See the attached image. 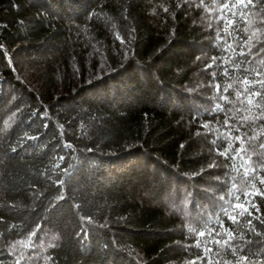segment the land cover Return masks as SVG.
Instances as JSON below:
<instances>
[{
  "label": "trees",
  "instance_id": "obj_1",
  "mask_svg": "<svg viewBox=\"0 0 264 264\" xmlns=\"http://www.w3.org/2000/svg\"><path fill=\"white\" fill-rule=\"evenodd\" d=\"M198 5L0 0V264H264V197L244 188L249 195L233 203L253 215L237 208L235 224L220 199L243 180L236 149L264 163V120L242 123L249 106L240 103L241 81L264 68V31L244 45L264 21V0L243 9L252 24L241 9L219 18ZM247 87L264 94L260 84ZM254 175L264 191V170ZM217 216L235 255L213 242L226 234L188 231H219ZM37 224L34 246L11 247Z\"/></svg>",
  "mask_w": 264,
  "mask_h": 264
},
{
  "label": "snow or ice",
  "instance_id": "obj_2",
  "mask_svg": "<svg viewBox=\"0 0 264 264\" xmlns=\"http://www.w3.org/2000/svg\"><path fill=\"white\" fill-rule=\"evenodd\" d=\"M178 7L180 6L179 4L177 5ZM198 6H203L205 8V11H219L220 12V17L222 18L224 15V11L226 10L232 17H235L237 15L236 12H233L232 9H241V11L239 12V15L241 16V19H246L248 20L249 24L254 23L253 20L248 19V13L243 11V9H248L251 7H254V0H235L234 3H231V5L229 4L228 0H225L224 3H219V0H213V7H209L208 5L204 4V0H200V5ZM164 11L167 12L168 9L164 8ZM253 16L255 15V13L252 14ZM125 19H127V17H125ZM232 23L231 20H228L226 26H225V32H227V27L228 25H230ZM133 32L135 31V29L132 30ZM243 31L248 32L249 28L246 26L243 28ZM264 31V21H261L260 24L257 26L256 30L253 31L251 33V35H249L247 37V39L244 41V45H248L249 41L253 40V38L256 36L257 32H261ZM229 35L231 33H228ZM117 39H119L121 41V43H125V40L119 36V34H117ZM217 39H222V37L220 36V33H217ZM228 49H231V45H227ZM0 48H3V45H0ZM250 51V49H249ZM243 54V53H241ZM9 63L11 64V61H9ZM213 63H215V60L213 59ZM261 63H264V61H262ZM237 67H239V65H236ZM209 67H211V65H209ZM250 71L255 73V80H249V78L246 76L243 81H241V83L243 85H245L244 90H243V95L245 97L244 100L240 101V103L243 105L245 104L246 101V105L249 107H244L242 110L249 113V115H244L241 117V122H247L250 119L252 120H264V105H262V102H264V94H261L258 91H253L251 88L247 87L250 83H255V84H260L262 88H264V68H253L250 69ZM226 74H227V70H226ZM217 90H219L220 86L217 85ZM232 87V85H228L224 88V91H228V88ZM242 93L240 91L236 92V96L239 99L241 97ZM259 96L260 100L257 101L255 103V105L253 104V97ZM222 99H227L226 97H221ZM252 107H255L259 114L255 115L252 114ZM216 111L220 110V106L217 105L216 108L214 109ZM241 109H238V111H240ZM225 125H228V120H225ZM203 127L207 128L208 125L205 124L203 125ZM236 131H239V128L236 129ZM228 136H231V132L228 133ZM257 138V135H253L251 137H248L249 141H254ZM235 140L240 141L241 143V148H243V145L245 143V140L241 139L240 136H235L234 137ZM70 146V145H69ZM261 148H264V144L260 145ZM232 149V143L229 142L228 144V148L225 149L224 152L220 153L221 155H227V153L229 152V150ZM13 152L16 151V148L12 149ZM237 158H239L242 163L240 164V168H243L244 171L242 173V177L243 180L240 182L241 186L237 187L236 182L233 183L232 189H230L229 191V196L231 197V199L229 200H225V198L222 196L220 197V199L222 201H224V204L221 206V213L226 216L229 220H231L234 224L237 223L238 221V217L237 215H232L231 213L237 209V208H243V211L239 212V217H243L245 215V213H247L249 216H252L253 213L248 209L247 206L242 205V204H238V203H233V201H239L241 199V194L243 192V195H245V197H247L249 195L248 192L243 191L244 188H246L249 184L251 185V188L256 189V194L260 195L261 197H264V191H262L261 189L256 188V183H255V175L257 174L259 171L264 170V163L262 164H257V163H253V164H249L248 161L251 160V156L248 157V160L244 159V156L241 154V149H236L235 150V154L231 157V159L236 160ZM61 159H63L61 157ZM57 167H59V164L56 165ZM214 165H210V167H212ZM237 171H239V169H236ZM58 184L63 183V181H58ZM261 184H264V178H261L260 180ZM63 193H61L58 197L57 200H61L63 199ZM252 207H255V205L253 204ZM257 211H259V209H256ZM84 219V218H82ZM87 222H91V218H88ZM209 223H212L211 221ZM247 223L249 225L252 224V220L249 219L247 221ZM264 223V222H262ZM214 224L219 225L220 226V230L217 231L215 227H209L208 224H205L204 226V230L197 232V230L195 228H192L191 226L188 228V231L190 233H195L198 237H213V233H215V236H222V235H227L228 239H225L223 241L221 240H216L213 238V242L220 244L221 247L228 245L229 247L232 248V254L235 255L236 252L238 251L237 248L232 247L231 245H229L228 241L233 239L232 236V232L227 229L224 228L223 226V219L220 216H217ZM41 225L37 224L35 225V227L22 239L20 240H16L13 242V244L11 245L12 248H28V247H32L34 246V241H33V237L36 236L37 232L40 230ZM259 234V233H257ZM78 235H82V238L87 237V232L81 230V233H78ZM57 239V237H53V240ZM241 239H243V236L241 235ZM55 245L53 244H49L48 247H54ZM196 247H204L205 249V253H208L211 251V249L207 248L206 246V242H203L199 239H197L196 241ZM199 258V257H198ZM247 257L241 255L239 257V261H244L246 260ZM191 264H194V262H191ZM239 264V262H238ZM249 264H251V262H249Z\"/></svg>",
  "mask_w": 264,
  "mask_h": 264
}]
</instances>
